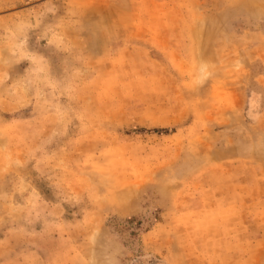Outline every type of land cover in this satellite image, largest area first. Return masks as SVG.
I'll return each mask as SVG.
<instances>
[{"label": "rangeland", "instance_id": "1", "mask_svg": "<svg viewBox=\"0 0 264 264\" xmlns=\"http://www.w3.org/2000/svg\"><path fill=\"white\" fill-rule=\"evenodd\" d=\"M0 264H264V0H0Z\"/></svg>", "mask_w": 264, "mask_h": 264}]
</instances>
